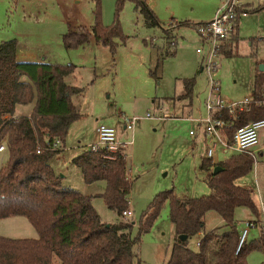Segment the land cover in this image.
<instances>
[{
  "label": "rangeland",
  "instance_id": "1",
  "mask_svg": "<svg viewBox=\"0 0 264 264\" xmlns=\"http://www.w3.org/2000/svg\"><path fill=\"white\" fill-rule=\"evenodd\" d=\"M79 1L75 7L83 19L93 24V0ZM115 1L100 0L101 19L105 25L114 19ZM253 2L264 4V0ZM146 3L159 19L160 26H147L134 4L125 2L119 13V22L126 38L123 42L116 40L114 53L93 37L73 49L65 48L63 43L60 48L51 49L55 58H59L58 62H71L76 66L68 80L83 88L82 95L73 96L80 117L67 131L68 149L60 155L57 153L52 160L54 166L62 170L57 175L64 180V186L71 184L74 190L90 194L92 205L102 221L117 222L121 218L106 206L100 195L105 183L102 180L86 183L79 168L70 160L73 154L88 149L86 145L95 141V129L100 124L111 125L119 142L133 139V143L125 148L132 215L124 217L132 223V237L138 233L142 212L157 193L173 189L179 197H200L211 192L207 184L209 172L199 166L206 148L199 120L206 116L203 101L209 90V76L218 82L224 103L241 100L252 96L256 60L264 59V10L240 18L239 40L233 45L232 56L216 57L217 68L208 73L202 54L196 52L202 41L195 28L184 29L180 26L185 23L171 20H199L205 0H147ZM19 4L23 1L19 0ZM14 5L16 0L10 3L0 0V22H4L6 14L11 15L9 10L13 11ZM68 18L75 24L76 19L69 15ZM8 30L0 28V36L9 33ZM204 50L207 51L206 46ZM189 77H195L190 105L187 99H176L180 80ZM147 113L152 117L145 118ZM131 116L140 118L132 134L122 130V118ZM190 130L195 135H190ZM260 134L252 170L235 182L252 191L258 211L262 210L261 202L264 201V129ZM231 154V151L218 149L214 159L219 162ZM7 158L6 150L0 153V166ZM168 211L166 202L152 227L134 245L140 264L167 263L175 237ZM234 216L237 220H246L255 215L247 207H239ZM220 225H223L221 217L215 211H208L204 231ZM240 226L242 230L244 221ZM0 235L36 238L37 232L24 216H11L0 219ZM259 235L257 228L251 229L246 242L259 238ZM199 240L198 235L188 238L189 248L196 250ZM263 257L262 251L252 250L247 256L248 264H260Z\"/></svg>",
  "mask_w": 264,
  "mask_h": 264
},
{
  "label": "trees",
  "instance_id": "2",
  "mask_svg": "<svg viewBox=\"0 0 264 264\" xmlns=\"http://www.w3.org/2000/svg\"><path fill=\"white\" fill-rule=\"evenodd\" d=\"M127 1L144 16L146 24H158L145 0H116L114 19L104 25L100 0H93L92 26H80L63 34L64 47L76 48L93 37L114 53L116 40L123 42L126 38L119 13ZM226 45L223 44L220 54L231 56V48ZM16 46L14 38L0 43V144L5 145L8 153L6 162L0 166V219L24 216L35 228L37 237L0 235V264H140L134 245L152 227L166 202L175 230L166 264H248L247 256L252 250L264 254L261 235L244 241L236 251L240 237L234 218L236 207H247L258 216L249 190L235 183L252 170L254 157L245 153H233L216 164L202 158L199 166L209 172L207 184L211 192L184 198H179L173 189L157 193L142 212L138 233L132 237V223L122 214L130 210L131 189L126 177L125 149L112 153L103 148L85 149L71 163L80 169L86 183L105 182L100 195L106 206L121 218L114 223L102 221L92 205V197L64 186L50 165V159L59 151L37 152L38 145L45 140L58 139L63 144L69 126L80 117L72 99L74 95H82L83 88L65 82L76 66L20 62L16 60ZM180 86L176 99H187L190 105L195 77L181 79ZM252 96L257 100L264 98V67L260 65L254 73ZM27 104H32L30 114L15 116L16 107ZM221 116L233 120L235 129L263 118L264 107H252L233 116L223 110ZM228 134L232 135V131ZM213 166L219 167L215 174ZM208 211H215L223 225L205 232L204 217ZM200 232L203 236L197 249L189 248L188 238ZM183 235L185 238H181ZM260 264H264V257Z\"/></svg>",
  "mask_w": 264,
  "mask_h": 264
},
{
  "label": "built area",
  "instance_id": "3",
  "mask_svg": "<svg viewBox=\"0 0 264 264\" xmlns=\"http://www.w3.org/2000/svg\"><path fill=\"white\" fill-rule=\"evenodd\" d=\"M247 14V7L243 0H220L212 18L205 23H199L195 26V30L202 41V45L196 49V52L202 54V60L205 62L204 68L208 73L217 68L214 59L219 57L224 41L230 37L234 24L241 17L247 16ZM205 46L207 47V51L204 50ZM208 84L209 90L203 101L206 116L199 120V125H201L200 132L204 138L206 147L205 158L209 159L212 164L216 163L213 158L218 149L222 152L245 153L254 157L257 152L256 147L260 142V131L264 129V117L233 129L234 121L222 117L221 111L227 110L229 115L233 116L238 112H247L252 107H264V98L257 100L253 96H250L231 103H224L220 98L218 82L209 76ZM151 117L150 113H147L145 116V118ZM138 119L140 118L136 116L123 117L124 128L128 131H133ZM230 131H232V135L228 134ZM96 133V140L88 145V149L91 151L103 148L107 152L112 153L118 149H124L133 143V139L119 142L115 129L107 124L98 125ZM189 134L195 135L192 130L189 131ZM63 149L64 147L60 140H45L44 143L38 145L37 152H60ZM5 150V145L0 144V153ZM106 157L109 156L106 155ZM261 205L262 210L258 211V216L253 220L244 222L236 251L247 240L249 231L253 228H257L259 234L264 238V201L261 202ZM122 214L123 216H128L130 211H123Z\"/></svg>",
  "mask_w": 264,
  "mask_h": 264
},
{
  "label": "crops",
  "instance_id": "4",
  "mask_svg": "<svg viewBox=\"0 0 264 264\" xmlns=\"http://www.w3.org/2000/svg\"><path fill=\"white\" fill-rule=\"evenodd\" d=\"M12 1L13 0H5L6 3H10ZM22 1H23V4H19V0H16V5L13 6L14 10L13 11L9 10L11 15L6 14L7 16L4 20V22H0V28H5V27L9 28V30H8L9 33H7L6 35L0 36V43L2 41H6L9 39H13V38L16 39L17 40L16 60L20 61V62H45V63H60V64L63 63V62H58L59 58H55V55L53 54L51 49L53 47H54V49L60 48V46L62 45V36L66 32L75 30L80 26H84L87 28H90L92 26V22L90 23V22H88V20L83 19L80 11H78L77 8L75 7L76 4L79 3L80 1L79 0H73V1L72 0H34L33 2H31V0H22ZM102 1H104V0H102ZM146 1L147 0H145V3H146ZM243 1L246 4L248 14L245 17H241V19L247 18L249 16V14H253V13L259 12L261 10H264V4L254 3L253 0H243ZM219 3H220V0H205V4H204L205 7L203 8V10L200 13L201 18L199 20H196V21H194V20H181V19L177 20L175 18H171V20H176L178 22L185 23V25H182L180 27H182L184 29H192L193 30L197 24L205 23L212 18V16H213V14H214ZM146 5H147V3H146ZM147 7H148V5H147ZM151 12L155 16V19L158 22V24H156V25L146 24V25L149 27L160 26L159 19H157L156 15L154 14V12L152 10H151ZM68 15L70 17H73V19H76L75 24L70 22ZM86 18H87V15H86ZM241 19H239L234 24L233 30L231 32V33H233V37L228 38L227 39L228 41L226 40L224 42V45L227 44L226 45L227 48L228 47L231 48L230 51L232 53H233V45L236 44L239 40L238 34H239V27H240ZM174 52H175V50L173 51V54H174ZM221 56H227V55L223 53V54L219 55V57H221ZM261 61H264V59L256 60V66L253 70V75H252V88H253L254 73H255L256 67H258V65H261L260 64ZM260 67L263 68L264 66L263 67L260 66ZM65 82L69 85H74V84H71L69 82L68 77L65 78ZM26 108H29V109L27 110V112H24V110ZM31 109H32V104L18 105L16 107V110H15V116H23V115L28 116L31 112ZM122 120H123V118H122ZM72 124L68 128V132H69ZM97 127H96V129H97ZM122 130H123V132L128 131L124 128V124H122ZM130 132L132 134L133 131H130ZM260 133H261V131H260ZM260 137H261V134H260ZM96 138H97V133H96ZM90 144L91 143L86 145L87 148H88V145H90ZM62 145H63L64 149L62 151H60L61 153L65 152L68 149V146L66 145V140L64 141V143ZM82 151H84V150H79L78 153L73 154L74 156H72L71 159L73 157H75L76 155L80 154ZM53 157L49 161L50 165L52 166V168L54 169L56 174L58 172H62V170H60V168H57L52 163ZM214 161L217 163L216 159H214ZM70 162H71V160H70ZM216 163H214V164H216ZM213 169H214V166L211 168V170H213ZM65 177L66 176L64 175V179H65ZM126 177L130 180L128 161H127ZM242 177H244V176H242ZM238 179H236L235 182H237ZM100 181L101 180L95 181V183L100 182ZM61 182L63 185L65 184L64 180H61ZM103 183H105V182L103 181ZM67 185L69 187H73V186H71V184H67ZM104 186H105V184L103 185V189H104ZM241 186H243V185H241ZM243 187H245V186H243ZM248 190L251 194V197H252L254 204L257 207V202L255 201V197H254L252 191L250 189H248ZM88 195H90V194H88ZM179 198H184V197H179ZM128 202H129V199H128ZM240 207H243V206H240ZM237 208H239V207H236L235 211L237 210ZM129 211H130V214L128 216H124L125 218L132 215L131 210H129ZM207 214H208V212H206V214H205L204 224H205ZM234 214H235V212H234ZM234 218H235V216H234ZM254 218H255V216L253 218H247L246 220L235 219L239 232L241 231L240 223H243V221L245 222V221L253 220ZM221 221H222V219H221ZM174 232H175V230H174ZM197 235H198V239H201V237L203 236V233L200 232ZM250 238L253 239L254 236H251Z\"/></svg>",
  "mask_w": 264,
  "mask_h": 264
},
{
  "label": "water",
  "instance_id": "5",
  "mask_svg": "<svg viewBox=\"0 0 264 264\" xmlns=\"http://www.w3.org/2000/svg\"><path fill=\"white\" fill-rule=\"evenodd\" d=\"M260 66L263 67L264 65L261 64ZM218 170H219V167L215 166L214 169L212 170V173L215 174V173H217ZM181 238H185V236L183 235V236H181Z\"/></svg>",
  "mask_w": 264,
  "mask_h": 264
}]
</instances>
